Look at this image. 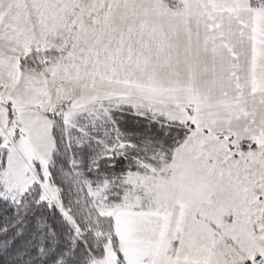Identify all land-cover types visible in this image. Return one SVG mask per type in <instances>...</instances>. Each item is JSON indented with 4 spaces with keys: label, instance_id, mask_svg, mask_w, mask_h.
I'll return each mask as SVG.
<instances>
[{
    "label": "snow or ice",
    "instance_id": "obj_1",
    "mask_svg": "<svg viewBox=\"0 0 264 264\" xmlns=\"http://www.w3.org/2000/svg\"><path fill=\"white\" fill-rule=\"evenodd\" d=\"M0 264H264V0H0Z\"/></svg>",
    "mask_w": 264,
    "mask_h": 264
}]
</instances>
